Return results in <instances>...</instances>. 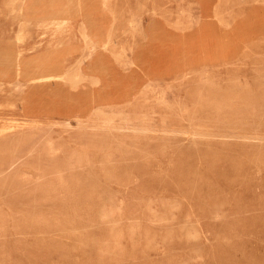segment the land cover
Returning <instances> with one entry per match:
<instances>
[{
    "label": "rangeland",
    "instance_id": "obj_1",
    "mask_svg": "<svg viewBox=\"0 0 264 264\" xmlns=\"http://www.w3.org/2000/svg\"><path fill=\"white\" fill-rule=\"evenodd\" d=\"M63 1L0 0V89L75 48L64 91L0 90V264H264V0Z\"/></svg>",
    "mask_w": 264,
    "mask_h": 264
},
{
    "label": "bare ground",
    "instance_id": "obj_2",
    "mask_svg": "<svg viewBox=\"0 0 264 264\" xmlns=\"http://www.w3.org/2000/svg\"><path fill=\"white\" fill-rule=\"evenodd\" d=\"M87 1V0H86ZM98 3V0H93V5ZM70 4H72L70 2ZM74 4V3H73ZM72 4V5H73ZM85 0H78V3H76L75 7L78 11H82L84 9ZM59 5L66 6L65 8L61 9L57 17L50 23L54 27L56 31L63 30V24L64 22L71 16V8L67 5L66 2L61 0ZM73 9V8H72ZM73 11V10H72ZM75 11V10H74ZM258 12V11H257ZM74 13V12H73ZM86 14V13H85ZM220 14V13H219ZM81 15V13H80ZM82 16V15H81ZM208 16V15H207ZM218 18V17H217ZM215 18V19H217ZM43 19V18H42ZM83 19V18H82ZM219 19V18H218ZM209 20V19H208ZM227 20V19H225ZM23 22H26L28 20H22ZM132 21V20H131ZM190 21V20H189ZM220 21H223V17ZM247 21V20H246ZM45 22V21H44ZM251 22V21H250ZM132 23V22H131ZM228 24V22H226ZM245 23V22H244ZM130 24V22H129ZM221 24V23H220ZM241 24V23H240ZM134 25V23L132 24ZM182 25V24H181ZM196 25V24H194ZM219 26V25H218ZM244 26V24L242 25ZM22 28V27H21ZM133 28V27H132ZM173 28V27H172ZM177 28V25L176 27ZM245 28V27H244ZM220 30V29H219ZM225 31V30H224ZM228 31V30H227ZM243 31V30H241ZM157 32V31H156ZM182 32V31H181ZM220 31H218L219 33ZM240 33V31H238ZM255 32V31H254ZM259 32V31H258ZM237 33V31H236ZM238 33V35H239ZM243 35V32L241 33ZM220 35V34H219ZM236 35V34H235ZM21 36V35H20ZM20 36L17 37V40L20 39ZM156 36V35H155ZM241 36V35H239ZM25 37V36H24ZM235 37V36H233ZM153 38V37H152ZM238 38V36L236 37ZM235 38V39H236ZM20 41V40H19ZM232 41V39H231ZM237 40H234L235 42ZM230 42V41H229ZM241 43V42H240ZM63 44V38L61 35L57 36L55 40L47 42L43 48L41 49V52L39 54V59H33L31 62L29 61L28 66L31 68H28L27 66H20L19 64L14 67V70L12 71L14 76L16 77L17 81L15 85H4L1 87L0 90H6L11 95H15L17 93H21L22 89L21 86H19V83L24 84V87L28 91V94L30 97H41L44 95H51L56 94L57 92H62L66 89L67 83L69 80V72H70V66H69V60L72 59L75 55V52L73 53L74 49L73 47L62 49L61 51H58V49ZM229 44V43H228ZM102 45V44H101ZM98 46V45H97ZM104 46V45H103ZM102 46V47H103ZM101 50L100 48L98 51ZM124 50V49H123ZM123 52V51H122ZM121 52V53H122ZM102 53V52H101ZM123 54V53H122ZM145 54V53H144ZM101 56V55H100ZM134 65L137 67H141L143 63V54L136 55L135 59H133ZM146 60V59H145ZM103 62V61H102ZM32 63V64H31ZM98 65V64H97ZM82 67V66H81ZM97 67V66H96ZM72 68V67H71ZM143 68V67H141ZM73 69V68H72ZM77 69V68H76ZM80 71V70H79ZM77 72V71H76ZM76 72H74L76 74ZM89 72V71H88ZM147 72V71H146ZM7 73V72H6ZM81 73V72H80ZM74 74V75H75ZM83 75V74H82ZM76 76V75H75ZM79 76V74H78ZM74 77V76H73ZM71 78V76H70ZM21 79V80H20ZM7 81V80H6ZM10 81V80H9ZM12 81V80H11ZM10 81V82H11ZM70 81V80H69ZM5 82V81H3ZM71 83V81H70ZM70 85V84H69ZM84 83L81 82V80L78 78L76 80V83L73 85L75 89H78L82 91V88L84 87ZM70 87V86H69ZM71 89V87H70ZM87 89V87H86ZM84 89V90H86ZM74 90V89H73ZM212 93V92H210ZM212 95V94H211ZM240 99V98H239ZM213 101V100H212ZM46 102V101H45ZM42 108V107H41ZM229 110V109H228ZM40 111V110H39ZM229 117V116H228ZM233 118V117H232ZM34 120H28L27 131L32 130L35 132V129L37 130L36 126L33 123ZM3 124V123H2ZM18 124V122H17ZM70 124V123H69ZM25 126V125H24ZM23 126V127H24ZM17 125L13 123H7L0 125V135L4 138L5 133H11L12 131L16 130ZM24 127V128H26ZM18 128V127H17ZM24 130V129H23ZM20 132V128H19ZM141 132V131H140ZM18 134V133H17ZM22 134V132L20 133ZM13 135V134H12ZM11 135V137H12ZM15 136V134H14ZM17 136V135H16ZM1 137V139H2ZM8 137V135H7ZM48 137V136H47ZM211 137V136H210ZM2 141V140H1ZM4 141V139H3ZM47 143V142H46ZM2 144V143H1ZM151 220V219H150Z\"/></svg>",
    "mask_w": 264,
    "mask_h": 264
}]
</instances>
